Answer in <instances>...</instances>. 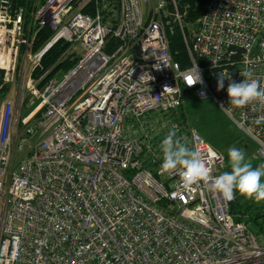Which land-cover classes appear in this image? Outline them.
Masks as SVG:
<instances>
[{"label":"built area","instance_id":"built-area-1","mask_svg":"<svg viewBox=\"0 0 264 264\" xmlns=\"http://www.w3.org/2000/svg\"><path fill=\"white\" fill-rule=\"evenodd\" d=\"M39 2L31 21L0 0V264H264V234L235 219L234 199L202 182L186 191L179 170H160L175 124L213 176L229 171L183 112L187 95L212 98L264 158V105L233 108L227 79L217 91L224 70L235 82L250 70L264 86V0H210L192 40L176 0L174 12L167 0L150 11L148 0ZM167 12L186 67L172 56ZM28 33L31 50L46 34L29 64L19 53ZM59 44L75 63L40 89L50 70L32 71ZM16 77L18 96L4 87Z\"/></svg>","mask_w":264,"mask_h":264},{"label":"clouds","instance_id":"clouds-1","mask_svg":"<svg viewBox=\"0 0 264 264\" xmlns=\"http://www.w3.org/2000/svg\"><path fill=\"white\" fill-rule=\"evenodd\" d=\"M240 75L243 80L235 82L227 70L221 71L218 74L217 91L224 89V81L227 79L229 105L233 108L242 109L253 103L264 105V86L253 77L250 70L245 69ZM198 82L202 83L199 76L195 83ZM255 123H264V117L257 118ZM177 131V125L173 124L160 144L162 173L170 174L179 170V184L186 191L193 190V186L202 182L209 191L219 194L226 201L233 200L236 193L256 203L264 201V163L254 167L243 149L231 147L227 153L230 171L213 176L201 152L182 142V138L177 136Z\"/></svg>","mask_w":264,"mask_h":264},{"label":"rangeland","instance_id":"rangeland-1","mask_svg":"<svg viewBox=\"0 0 264 264\" xmlns=\"http://www.w3.org/2000/svg\"><path fill=\"white\" fill-rule=\"evenodd\" d=\"M39 6L40 2L38 0V5L36 7L30 11L27 10L28 19L33 21L35 10ZM154 6L155 0H148V10L150 11L154 8ZM162 15L164 16V22L170 34H172L176 28L182 32L179 23L176 22L168 14V12L167 14L162 13ZM186 16L187 12H185L182 22L184 33L187 37H193L200 17L194 21H190L187 20ZM28 27L30 28V26ZM30 37L31 35L28 33L26 35L25 41L19 46V53L20 55H24L28 64L30 55L33 53V51H35L36 48L45 42V40H43L40 45L37 46V41L31 50L29 49L32 46ZM60 49L62 50L60 54L55 55L54 58H49L45 62L42 61L40 65L33 69L32 76L34 77H38L50 70L40 83V89L43 88L45 82L48 81L50 77L61 75L62 73L68 71L75 63V60L72 58L71 54L63 55V53H65L67 50L65 45L61 44ZM20 80L21 78L19 79V77L12 79L10 84L4 86L6 88L5 90L8 89L9 92L15 93L14 96H18L21 90L19 87L22 85ZM26 97L33 100L34 104L38 100L37 96H35L31 91L26 92ZM182 110L185 115H187L192 124L198 129V131L206 138V140H208L217 150L223 153L227 160L228 149L231 147L243 149L248 159L261 157L259 155L258 146L255 141H253V139L247 135L243 129L239 128L237 124L220 109V107L212 98H197L193 95H187ZM33 141H35V138ZM29 146L30 145H27L26 149H29ZM20 154L22 153H18L16 158H19ZM253 228L255 229L254 226Z\"/></svg>","mask_w":264,"mask_h":264},{"label":"trees","instance_id":"trees-1","mask_svg":"<svg viewBox=\"0 0 264 264\" xmlns=\"http://www.w3.org/2000/svg\"><path fill=\"white\" fill-rule=\"evenodd\" d=\"M201 1L203 0H176V4L180 13L183 14L187 12V20L194 21L201 17L206 10V5H204L202 9H198V5ZM13 2L19 6L25 7L28 11L38 5V0H13ZM167 2L168 9L174 12L175 6L173 0H167ZM45 38L46 34H43L38 40L37 46H39ZM192 38L193 37L189 36L190 40H192ZM169 39L173 58L176 61H179L183 67H186L189 64V57L184 41V35L178 28H176L172 34H169ZM60 45L61 44L51 49V51L45 55L43 61L45 62L49 58H54L55 55L60 54L62 52ZM250 160L254 167L260 163H264V158L262 157L252 158ZM228 170L230 171L229 167ZM230 211L237 221H245L251 224L252 227L254 226L258 234H264V201L256 203L254 200L246 199L239 193H236L234 201L230 205Z\"/></svg>","mask_w":264,"mask_h":264},{"label":"water","instance_id":"water-1","mask_svg":"<svg viewBox=\"0 0 264 264\" xmlns=\"http://www.w3.org/2000/svg\"><path fill=\"white\" fill-rule=\"evenodd\" d=\"M210 0H203L201 3L198 5V9H202L204 5H206Z\"/></svg>","mask_w":264,"mask_h":264}]
</instances>
